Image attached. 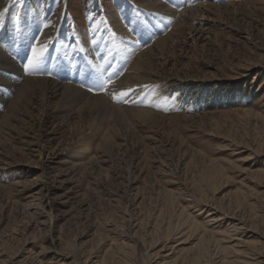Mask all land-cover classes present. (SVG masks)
<instances>
[{
	"label": "rangeland",
	"instance_id": "rangeland-1",
	"mask_svg": "<svg viewBox=\"0 0 264 264\" xmlns=\"http://www.w3.org/2000/svg\"><path fill=\"white\" fill-rule=\"evenodd\" d=\"M157 1L177 16L130 55L117 20L139 39L164 16L156 0H0L23 78L47 45L39 76L68 84L50 63L73 59L107 90L70 85L126 109L95 123L58 98L0 107V264H194L206 247L202 264L263 263L264 0Z\"/></svg>",
	"mask_w": 264,
	"mask_h": 264
},
{
	"label": "bare ground",
	"instance_id": "bare-ground-1",
	"mask_svg": "<svg viewBox=\"0 0 264 264\" xmlns=\"http://www.w3.org/2000/svg\"><path fill=\"white\" fill-rule=\"evenodd\" d=\"M156 2L153 4V6L161 8V9L163 8L165 10L164 16L160 20V22H159L160 24L158 22H154L152 27H148L146 30H144L143 31L144 35L142 34V36L139 39L135 38V40H133L132 35H134L136 33L135 32L136 30L129 29L127 27V25H125V23H123V21L120 22L117 20V26H118V29L120 31V34L122 33L123 35L127 36L126 38L128 40L127 45L124 46V49H123L124 54L125 53L130 54L131 52H133L135 50V48L137 49L138 45L141 44V42L146 40V37H147L146 35L149 36L151 34L156 33L158 30H160L162 28L161 26H163V25H161V23L164 24L166 21L167 22L165 24V27H167L166 30L169 28L168 21L170 20L171 17H174L173 15H176V14H173L171 7H170V9H168L169 6L167 7V5H166V7H164L161 4H159L157 0H156ZM154 7H152V9H155ZM192 12H194V11H192ZM195 12H196V10H195ZM165 15H169V16L165 17ZM121 19H122V17H121ZM184 19H186V18H184ZM180 20H182V18ZM129 23L132 25L137 24V22L135 20H132L126 24L129 25ZM178 26H176V27L178 28ZM162 30H163V28H162ZM170 36H172V35H170ZM170 36L169 35H163V34L159 35L158 37L156 36L157 38H156V41L154 44L155 47L157 46V48H159V47L165 48L167 45V42H169L168 39ZM1 38H2V36L0 37V40H1ZM153 40H155V39H153ZM17 43H18V41H17ZM9 47H11V46H7L5 49L0 48V73L6 72V74L12 75L14 78V79L13 78L12 79H3L2 77H0V85L4 89H8V90H4L2 97L0 96V107L6 106V104H7V108L9 109L8 112L11 109H14L15 106L21 105L22 103L32 99L36 95H40L43 99H45V101L47 103L50 102L49 100L58 98L57 109L61 114L64 115L63 117L68 118V120L69 119H75L76 117L78 119H85L86 117L89 118V116H92V117L95 116L94 122L98 118H102L104 121L108 118V116L110 114H112V116H113V114H115L116 112L119 113V111H125L126 110L124 108H120L119 106L112 104L110 99L108 98L107 94L99 95V96H92V95L80 90L79 87L75 88L77 86L70 85L71 83H73V84L76 83L79 85L80 84H92V80L90 79V77L96 78V74L94 72H91V71L83 72L80 67L73 68V65H74L73 59L68 60V61L66 59L67 62L65 61L66 62L65 66H63L65 63L62 65L60 62H58V63L54 62V61H58V60H52L50 63V66L57 68V71L59 72V74L61 73V75H62V76H57L56 78L58 80H64V79L67 80V81H69L68 84H61L55 80L53 81V79H50L48 77L39 76L40 72L34 73L36 75H31L28 78H23L25 76V74L24 75L22 74V69H21V66L19 65L20 63L18 62L19 60L16 59L17 57L15 58V55L12 54V52L10 51L13 49L12 48L9 49ZM93 47H95V46H93ZM149 50H152V48L150 47V48H148V50H146V51L144 50V52H137V54H135L136 56L134 58L133 64H132L129 72L126 74V76L122 79V81L120 83H119V81H117L118 86L122 87V86H125V84H128L130 82L131 77L133 78L132 75H133L134 71L136 70V68L139 69V68H141L142 65H144V61H143L144 59L143 58L146 55V52ZM6 51L8 53H6ZM19 52H21V50ZM19 52L16 50L15 54H18ZM83 52L86 53L85 56L89 58L91 64L96 65V60L93 58L92 54L90 53V55H89V52H90L89 49L84 48ZM149 54H150V52H149ZM69 57H70V55H69ZM97 57H96V59H97ZM21 60H23V58ZM89 68H91V67H89ZM102 68H103V66H102ZM51 71H53V70L51 69ZM15 81H17V82L15 83ZM109 81H107V82H109ZM132 81H133V79H132ZM80 87H81V89H83L82 88L83 85ZM109 87H111V86H109ZM9 89H10V91H9ZM9 93H15V97L13 99H10V101H8L5 98L8 95H10ZM76 114H77V116H76ZM190 224H191L190 227H196L197 226V229H200V226H198L194 223H190ZM199 249H198V251H199ZM208 253H209V247L201 248L199 253H198L199 256L195 260L194 264L204 263V259L209 257V255L208 256L206 255ZM204 256H205V258H204ZM261 261L264 263V259H262Z\"/></svg>",
	"mask_w": 264,
	"mask_h": 264
},
{
	"label": "snow or ice",
	"instance_id": "snow-or-ice-1",
	"mask_svg": "<svg viewBox=\"0 0 264 264\" xmlns=\"http://www.w3.org/2000/svg\"><path fill=\"white\" fill-rule=\"evenodd\" d=\"M3 15L4 12H0V18H2ZM46 53H47V45L31 46L30 56L26 57V63L24 64V71L28 74L47 72ZM48 74L51 75L50 72H48ZM90 79L92 80V85L89 90H95V89H100L103 91L107 90L106 82L102 81L99 78H94V77H90ZM119 95L126 96L127 92L120 93Z\"/></svg>",
	"mask_w": 264,
	"mask_h": 264
}]
</instances>
